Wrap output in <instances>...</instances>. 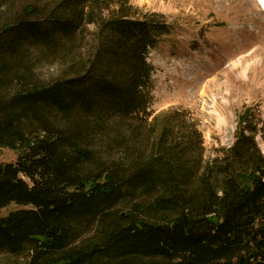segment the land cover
Returning a JSON list of instances; mask_svg holds the SVG:
<instances>
[{"label":"trees","instance_id":"16d2710c","mask_svg":"<svg viewBox=\"0 0 264 264\" xmlns=\"http://www.w3.org/2000/svg\"><path fill=\"white\" fill-rule=\"evenodd\" d=\"M130 1L39 11L0 0V150L18 153L0 163V254H27L26 264H264V122L246 108L233 144L209 162L186 111L148 122L146 58L171 27L138 17ZM86 24L95 32L83 58L73 43ZM61 54V76L40 81L37 60Z\"/></svg>","mask_w":264,"mask_h":264},{"label":"rangeland","instance_id":"374dc122","mask_svg":"<svg viewBox=\"0 0 264 264\" xmlns=\"http://www.w3.org/2000/svg\"><path fill=\"white\" fill-rule=\"evenodd\" d=\"M59 1L18 0L17 8L30 4L42 11ZM130 6L138 17L157 14L171 27L146 58L153 114L148 122L159 114L186 111L202 135L207 162L233 144L237 116L246 108L264 122V17L254 0H131ZM94 32L86 24L77 33L75 55L86 58ZM61 57L37 60L36 77L44 83L60 77L67 68ZM262 134L256 140L264 154ZM17 156L1 149L0 163H14ZM16 209L10 205L1 215ZM28 259L27 254H0V264Z\"/></svg>","mask_w":264,"mask_h":264},{"label":"snow or ice","instance_id":"6c2138e0","mask_svg":"<svg viewBox=\"0 0 264 264\" xmlns=\"http://www.w3.org/2000/svg\"><path fill=\"white\" fill-rule=\"evenodd\" d=\"M262 5H264V0H261Z\"/></svg>","mask_w":264,"mask_h":264}]
</instances>
